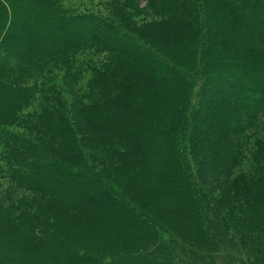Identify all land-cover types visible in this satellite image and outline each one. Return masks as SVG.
I'll use <instances>...</instances> for the list:
<instances>
[{
	"label": "trees",
	"instance_id": "trees-1",
	"mask_svg": "<svg viewBox=\"0 0 264 264\" xmlns=\"http://www.w3.org/2000/svg\"><path fill=\"white\" fill-rule=\"evenodd\" d=\"M0 264H264V0H0Z\"/></svg>",
	"mask_w": 264,
	"mask_h": 264
},
{
	"label": "rangeland",
	"instance_id": "rangeland-1",
	"mask_svg": "<svg viewBox=\"0 0 264 264\" xmlns=\"http://www.w3.org/2000/svg\"><path fill=\"white\" fill-rule=\"evenodd\" d=\"M213 93V88L211 89H208V91H207V96H211V97H213L214 95L212 94Z\"/></svg>",
	"mask_w": 264,
	"mask_h": 264
}]
</instances>
